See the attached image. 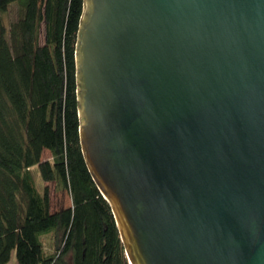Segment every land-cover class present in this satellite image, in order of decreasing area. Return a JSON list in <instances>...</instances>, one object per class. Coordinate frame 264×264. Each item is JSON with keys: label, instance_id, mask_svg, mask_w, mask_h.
<instances>
[{"label": "water", "instance_id": "water-1", "mask_svg": "<svg viewBox=\"0 0 264 264\" xmlns=\"http://www.w3.org/2000/svg\"><path fill=\"white\" fill-rule=\"evenodd\" d=\"M75 59L129 264H264V0H84Z\"/></svg>", "mask_w": 264, "mask_h": 264}, {"label": "trees", "instance_id": "trees-1", "mask_svg": "<svg viewBox=\"0 0 264 264\" xmlns=\"http://www.w3.org/2000/svg\"><path fill=\"white\" fill-rule=\"evenodd\" d=\"M14 6L21 15L8 26ZM83 9L84 0H0V264L14 253L19 264H129L81 148ZM49 183L70 192L71 207L53 211Z\"/></svg>", "mask_w": 264, "mask_h": 264}, {"label": "rangeland", "instance_id": "rangeland-1", "mask_svg": "<svg viewBox=\"0 0 264 264\" xmlns=\"http://www.w3.org/2000/svg\"><path fill=\"white\" fill-rule=\"evenodd\" d=\"M20 12L21 10L19 7L17 6L12 7L10 9V13L5 16L6 24H8L9 26L11 22L18 20V18L21 15ZM50 158H51L50 153L45 152L43 159L48 160ZM34 177L36 180V185L38 186L40 190H42L43 183L41 182L39 176L35 172H34ZM47 186L49 187L51 191V201H52L53 211H59V210L66 209L72 206V199H71L70 192L68 190H66L62 186L57 185L56 183H49L47 184ZM46 242H47V246L50 247L49 245L50 241L48 240ZM9 264H19L15 253L13 254L11 262Z\"/></svg>", "mask_w": 264, "mask_h": 264}]
</instances>
